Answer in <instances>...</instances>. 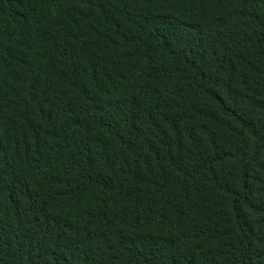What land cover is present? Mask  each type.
I'll return each instance as SVG.
<instances>
[{"label":"trees","instance_id":"16d2710c","mask_svg":"<svg viewBox=\"0 0 264 264\" xmlns=\"http://www.w3.org/2000/svg\"><path fill=\"white\" fill-rule=\"evenodd\" d=\"M0 264H264V0H0Z\"/></svg>","mask_w":264,"mask_h":264}]
</instances>
